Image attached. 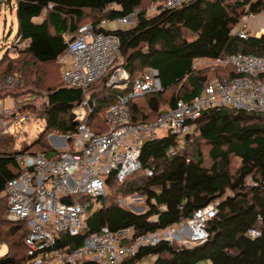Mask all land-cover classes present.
<instances>
[{"label":"trees","instance_id":"trees-1","mask_svg":"<svg viewBox=\"0 0 264 264\" xmlns=\"http://www.w3.org/2000/svg\"><path fill=\"white\" fill-rule=\"evenodd\" d=\"M165 1L16 0V37L26 45L16 55L7 50L0 57V75L18 73L23 84L0 92V97L33 93L43 96L46 103L29 107L33 119L43 123V131L30 143L18 148L17 136L0 139V244L9 248L0 257V264L27 259L24 240L29 228L24 220L8 219L4 193L7 182L21 171L15 154L51 155L53 148L44 146L50 134L76 139L78 121L73 108L83 101L84 92L64 85L57 61L66 49L68 35L76 34L83 24L99 25L106 18L114 20L137 11L135 23L129 27L98 28L120 36L116 64L131 74L148 67L160 71L162 90L130 101L134 122H152L178 100L194 99L212 79L238 75L230 65L197 68V60H216L238 52L264 56V34L248 32L247 38L233 34L246 14L264 12V0H192L152 16L142 8L145 3ZM41 16L43 20L36 21ZM106 78L89 88L97 104L88 124L96 133L107 132L105 113L117 102L119 93L105 86ZM193 123V132L183 137L169 134L146 141L140 154L141 169L122 182L114 174L108 176L101 206L92 202L87 210V228L76 236L58 234L56 248H79L103 226L112 231L131 227L133 242L139 235L181 226L196 210L218 201V212L207 224L209 238L204 243L188 246L161 240L155 246L140 248L119 264H135L147 257H152L148 264H196L203 260L211 264H264V115L224 107L205 110ZM181 143L173 154L172 149ZM134 194L145 199L144 211L135 212L120 203L119 196ZM87 201L91 198L75 196L67 202ZM154 215H158L156 221L151 219ZM251 229L261 234L252 237ZM80 264L103 263L86 259Z\"/></svg>","mask_w":264,"mask_h":264},{"label":"built area","instance_id":"built-area-1","mask_svg":"<svg viewBox=\"0 0 264 264\" xmlns=\"http://www.w3.org/2000/svg\"><path fill=\"white\" fill-rule=\"evenodd\" d=\"M3 1L0 0V4ZM191 1L166 0L160 9L156 7V12ZM136 15L137 11H132L114 21L120 27L131 26ZM256 17L253 12L246 14L241 20L243 27L237 26L233 34L247 38L248 28H253ZM112 21L106 18L99 25L83 24L76 34L67 36L66 49L57 59L62 66L64 85L84 92L83 101L73 108L78 121L76 139L70 141L68 135L53 134L50 137L51 155L15 154L21 171L5 187L7 217L12 221L24 220L29 228L24 240L27 259L16 264H80L86 259L119 264L123 259L135 256L140 248L155 246L161 240L188 246L204 243L209 238L207 224L218 212V201L196 210L181 226L139 235L133 242L130 241L131 227L112 231L103 226L99 233L87 237L83 246L74 250L56 248V237L58 234L76 236L87 228V210L92 202L101 206L100 199L106 196L108 176L114 174L122 182L141 169L140 154L146 141L169 134L183 137L191 133L195 126L193 122L205 110L233 107L264 115V56L238 52L212 60L216 66H233L237 76L214 78L194 99L178 100L173 108L152 122H134L130 101L161 91L160 71L156 67H148L131 74L116 64L121 51L120 36L115 32L98 30ZM25 45L20 36L16 37L9 49L10 54L16 55ZM105 77V86L119 93L117 102L105 113L107 132L96 133L88 124L97 104L89 88ZM22 84L18 73L0 75V92L16 89ZM18 99L15 107L0 108V139L10 135L20 139L16 126L33 119L29 107L39 108L46 103L43 96L33 93L23 92ZM59 147L67 150L60 151ZM180 148L181 145L172 149V153ZM1 150L0 144V155ZM148 174L151 175L152 171L149 170ZM75 196L89 197L91 201L67 202ZM260 234L258 229L249 230L252 237ZM147 258L135 264H148L145 262Z\"/></svg>","mask_w":264,"mask_h":264},{"label":"rangeland","instance_id":"rangeland-1","mask_svg":"<svg viewBox=\"0 0 264 264\" xmlns=\"http://www.w3.org/2000/svg\"><path fill=\"white\" fill-rule=\"evenodd\" d=\"M163 4L162 2H151L145 3L142 7L146 9L149 16L156 14V7ZM255 25V26H254ZM113 28L114 26H109ZM239 28L243 27V24L240 22L238 25ZM248 32L251 34H255L260 36L264 34V12L260 15H257L253 22V28H248ZM17 34V14H16V0H11L10 3H7L5 0L0 4V57L11 48L12 43L15 40ZM11 51V50H10ZM195 66L197 68H212L214 67V63L208 59L197 60L195 62ZM0 108H13L17 105L19 101L18 97L15 95L9 94L5 97H0ZM16 129L20 131V139L18 141V148L21 147L24 143H30L41 131H43V123L39 122L35 119H31L29 122H25L23 124H19L16 126ZM193 132V131H192ZM50 134L44 140V146L47 148L52 147V142L50 139ZM182 147V143L180 144ZM204 149H207L205 147ZM58 150L65 151L66 147H59ZM119 201L125 207L135 211L142 212L144 211L145 199L140 194H134L131 196H119ZM158 218V215H154L151 219L154 220ZM177 227V226H174ZM8 246L6 244L3 245L2 249H0V257L5 255L8 252ZM152 258L149 257L145 260V262L150 263ZM211 264V262L209 263Z\"/></svg>","mask_w":264,"mask_h":264},{"label":"crops","instance_id":"crops-1","mask_svg":"<svg viewBox=\"0 0 264 264\" xmlns=\"http://www.w3.org/2000/svg\"><path fill=\"white\" fill-rule=\"evenodd\" d=\"M43 16H41V17H39V18H37L36 19V21H42L43 20ZM117 19V18H116ZM115 20V19H114ZM112 21L111 23H109L107 26H106V28H108V29H115V28H118V27H120V25L118 24V23H116L115 21ZM114 26L113 28H111V27H109V26ZM126 27H129V26H126ZM126 27H124V28H126ZM199 60H203V59H199ZM210 61V60H209ZM212 61V60H211ZM17 144H18V142H17ZM16 144V145H17ZM18 147V146H17ZM52 148V147H51ZM158 218H156V219H154L155 221L157 220ZM3 245L4 244H2V246L0 247V249H2V247H3ZM210 263V261H208V260H203V261H200V262H198V263H196V264H209Z\"/></svg>","mask_w":264,"mask_h":264},{"label":"water","instance_id":"water-1","mask_svg":"<svg viewBox=\"0 0 264 264\" xmlns=\"http://www.w3.org/2000/svg\"><path fill=\"white\" fill-rule=\"evenodd\" d=\"M51 136H52V135H51ZM51 136H50V137H51Z\"/></svg>","mask_w":264,"mask_h":264}]
</instances>
